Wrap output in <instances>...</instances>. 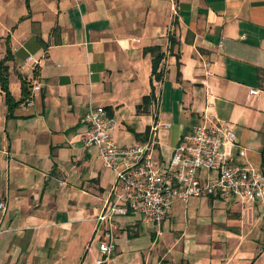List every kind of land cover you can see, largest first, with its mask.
Segmentation results:
<instances>
[{
	"label": "crops",
	"instance_id": "obj_1",
	"mask_svg": "<svg viewBox=\"0 0 264 264\" xmlns=\"http://www.w3.org/2000/svg\"><path fill=\"white\" fill-rule=\"evenodd\" d=\"M8 51L13 96L20 74L32 95L10 112L0 83V264H264L262 207L207 195L175 200L160 233L138 211L117 216L98 263L116 174L81 141L91 104L123 145L157 124L160 159L210 119L236 132L232 161L264 170V0H0V61Z\"/></svg>",
	"mask_w": 264,
	"mask_h": 264
},
{
	"label": "built area",
	"instance_id": "obj_2",
	"mask_svg": "<svg viewBox=\"0 0 264 264\" xmlns=\"http://www.w3.org/2000/svg\"><path fill=\"white\" fill-rule=\"evenodd\" d=\"M37 61L28 56L27 63ZM39 83L33 89H40ZM253 93L259 90L252 89ZM31 99L25 104H29ZM84 146H95L104 166L116 174L108 197L96 217L99 233L98 263L105 261L116 249L117 216L129 210L138 211L143 221L161 224L175 200L193 196H233L254 201L264 215V170L252 164L232 161L229 147L238 145L237 134L228 125L210 119L183 133L168 159L156 156V124L145 142L123 145L116 137L118 123L103 105H90L82 118ZM164 125L169 126L170 123ZM246 154V148L239 150ZM4 208V201L0 202Z\"/></svg>",
	"mask_w": 264,
	"mask_h": 264
},
{
	"label": "trees",
	"instance_id": "obj_3",
	"mask_svg": "<svg viewBox=\"0 0 264 264\" xmlns=\"http://www.w3.org/2000/svg\"><path fill=\"white\" fill-rule=\"evenodd\" d=\"M29 2V0H28ZM163 58L162 52L157 51L153 55V73L156 78L161 79L162 77V70H161V61ZM11 59V53L8 51L7 55L5 56L4 59L0 61V83L2 90L4 91L6 102L8 104V109L10 112L17 107L20 103L22 102H27L28 100L31 99V82L29 79L20 74L19 77L21 79L22 83V96L20 99H16L9 86V65L7 64V61Z\"/></svg>",
	"mask_w": 264,
	"mask_h": 264
},
{
	"label": "rangeland",
	"instance_id": "obj_4",
	"mask_svg": "<svg viewBox=\"0 0 264 264\" xmlns=\"http://www.w3.org/2000/svg\"><path fill=\"white\" fill-rule=\"evenodd\" d=\"M139 216H142L141 213H138ZM138 215H131V218L135 219L136 217H139ZM121 217H123L124 219H128L130 218V216H127V215H121ZM143 218V216H142Z\"/></svg>",
	"mask_w": 264,
	"mask_h": 264
}]
</instances>
